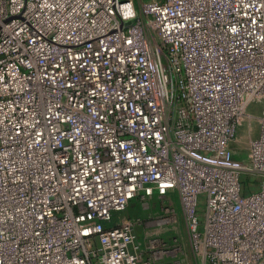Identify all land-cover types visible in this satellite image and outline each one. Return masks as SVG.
Here are the masks:
<instances>
[{
  "label": "built area",
  "instance_id": "1",
  "mask_svg": "<svg viewBox=\"0 0 264 264\" xmlns=\"http://www.w3.org/2000/svg\"><path fill=\"white\" fill-rule=\"evenodd\" d=\"M171 194L195 264H264V0H0V264H183Z\"/></svg>",
  "mask_w": 264,
  "mask_h": 264
},
{
  "label": "rangeland",
  "instance_id": "2",
  "mask_svg": "<svg viewBox=\"0 0 264 264\" xmlns=\"http://www.w3.org/2000/svg\"><path fill=\"white\" fill-rule=\"evenodd\" d=\"M261 106H262L261 103H257V102L253 103L248 109V111L251 113L250 115H254V117L250 119L251 122L247 121L243 123L240 127V132L238 135L236 146L238 150L240 151L241 156H244L247 154L252 136H255L256 133H258V129H259L258 116H260L261 114V110H262ZM168 197L169 199H171L173 206L175 207V214L178 219V222L173 216H170L168 225H167V230L157 229L156 227H154L148 230V235L152 236V235L160 234L163 237H166L167 239H169L170 244H174L175 242L174 237H176L177 235L180 236L185 245V249L187 250L188 255H189L187 261L183 264H195L194 258L192 256V249L190 245L191 243H190L188 229L182 217V211H181L182 209L178 201V198L176 195H172V194L168 195ZM166 201H167V197L160 196V195H156L154 199H152L151 201H148V203L145 205H141L137 201L134 200L124 212L116 215L115 224H120L126 219H129L132 217L149 219L150 216L154 215L151 210L152 205L156 204L158 206L157 211L159 212L160 208L164 206L163 204L166 203Z\"/></svg>",
  "mask_w": 264,
  "mask_h": 264
},
{
  "label": "bare ground",
  "instance_id": "3",
  "mask_svg": "<svg viewBox=\"0 0 264 264\" xmlns=\"http://www.w3.org/2000/svg\"><path fill=\"white\" fill-rule=\"evenodd\" d=\"M250 117H251V116H247V117H245V119H244L243 122H244V123L247 122V121H248V122H251V120H250L251 118H250ZM250 127H251V125H250Z\"/></svg>",
  "mask_w": 264,
  "mask_h": 264
}]
</instances>
